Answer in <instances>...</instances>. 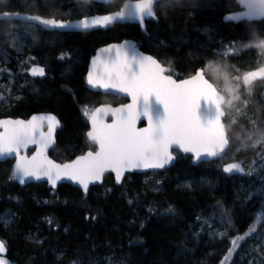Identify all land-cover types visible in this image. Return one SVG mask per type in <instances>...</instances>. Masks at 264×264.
I'll list each match as a JSON object with an SVG mask.
<instances>
[{
    "label": "trees",
    "instance_id": "16d2710c",
    "mask_svg": "<svg viewBox=\"0 0 264 264\" xmlns=\"http://www.w3.org/2000/svg\"><path fill=\"white\" fill-rule=\"evenodd\" d=\"M121 1L114 0L115 6ZM14 2L11 0L6 5L8 10L16 6ZM179 2H194L198 6L163 11L150 38L146 39L149 43L147 47L159 59L168 61V67L173 72L179 73L176 78L187 77L194 74L196 69L206 67L207 76L218 82L207 67L214 61H218L220 74L228 78L259 66V50L255 44L258 38L264 37L259 32H253L250 23L226 24L221 21L224 14L237 8L234 0ZM47 11L42 9L40 15L47 16ZM252 23L259 25V22ZM135 31H138L135 26L125 24L115 25L105 33L71 34L65 46H70V50L80 48L83 54H87L95 45L131 38ZM161 40L165 46L159 45ZM241 43H251L253 46L239 51L229 47L230 44L238 46ZM59 49L60 45L50 47L45 52L46 58L55 66H59L54 56ZM225 52L226 57L218 58L216 55ZM169 61L172 63L169 64ZM234 68H238L239 73ZM52 70L57 68L53 67ZM80 72L81 68H75L69 77L41 82L38 91L15 102L11 111L12 115L18 116L39 110L55 113L61 123L57 148L58 152L64 150L65 154H73L86 143L84 131L88 117L79 115L78 103L86 99L99 100V95L82 88ZM237 83L240 84V99L235 102V108L240 109L242 114L236 117V125L226 121L231 137L229 152H234L241 145H249L246 149L240 147L232 160L242 162L246 170L245 161L260 152L258 148H251V141L247 139L248 133L253 131L248 121L249 118H257L264 125V103L258 89L260 83H254L251 96L241 81ZM245 99L252 101L247 107L243 103ZM3 112L2 109L0 117ZM176 154L175 164L156 174L163 176L162 182L146 184L143 180L145 176L132 174L125 177L121 186L116 187L112 176L106 175L103 184L91 187L87 194L66 184L58 186L56 190L47 189L45 184H32L23 191L15 192L16 185L8 181L5 171L0 169V237L4 238L8 246L12 264H72L74 260H79L80 264H191L188 254L180 249L184 247L182 241L192 235L193 223L202 207V200L197 193L178 188V183L202 176L214 177L216 180L219 177L215 192L228 202L238 178L221 175V164L218 161L193 166L189 156ZM151 186L154 189L150 190ZM129 201L132 203L129 204ZM169 205L174 208L172 213L166 212ZM257 215L260 216L259 223L256 222ZM5 219L9 221L6 233L1 230ZM234 222L235 228L223 239L227 247L216 261L213 260L214 264H221L229 248L233 247V239L244 237L238 240V246L229 257L228 264L235 260L236 252L248 237L245 234L249 232L250 226L255 224L256 231L264 230V203L259 204L248 218L235 215ZM33 234L40 243L27 239V236Z\"/></svg>",
    "mask_w": 264,
    "mask_h": 264
},
{
    "label": "snow or ice",
    "instance_id": "6c2138e0",
    "mask_svg": "<svg viewBox=\"0 0 264 264\" xmlns=\"http://www.w3.org/2000/svg\"><path fill=\"white\" fill-rule=\"evenodd\" d=\"M243 11L226 17L229 21H248L253 32H259L264 37V0H238ZM89 4V0H84ZM93 6L97 4L108 6L111 0H91ZM47 6V4L45 5ZM196 3L182 4L179 0H135L125 3L119 10L104 15H90L91 8H84L85 18L75 22H66L56 19L43 18L38 15L20 17L25 22L36 21L40 25L53 29H81L106 28L110 25L124 22H139L142 30L146 31V21L159 23L161 11H177L178 8H194ZM4 13V16H8ZM252 22H259L255 25ZM35 40L36 37L34 36ZM160 46H165L163 40ZM11 46L17 52L23 45L17 46L13 40ZM251 43H241L238 46L230 44L233 51L251 49ZM255 47L259 50L257 66L254 70L244 71L233 77L234 80H243V85L251 96V89L256 81L264 82V38H258ZM0 55L7 57V53L0 51ZM218 58L226 57L227 53H217ZM34 60L35 57H30ZM60 59H65L62 53ZM25 64L28 61H24ZM172 62L169 61V64ZM218 71V61L210 63ZM4 69L0 68V71ZM33 76H45V69L33 66L27 69ZM234 71L239 73L238 68ZM179 73L166 68L157 58L152 55H144L137 51L136 45L128 41L123 44H112L100 49L92 58V67L87 75V83L94 89H103L105 93L111 90L113 93H123L130 97L131 103L120 107L103 105L94 109H85L84 114L88 117L91 125L86 133L87 139L95 145L67 163H56L47 155L49 148L55 146L54 133L60 126L55 115L33 116L30 120L0 119V163H7L9 158L14 159L10 169L9 180H18L24 184L29 179H47V182L56 188L60 180H68L78 184L85 193L89 191V185L102 182L105 173H114L116 182L119 184L126 172L139 169L159 170L165 169L177 156L173 149H178L184 154H191L193 163L200 161H214L226 157L234 158L240 147L247 148L244 144L237 147L234 152H229L231 137L229 136V124L238 123L237 116L241 115L240 109L236 115H232L228 109L234 100L240 99V84L237 83L226 90H221L206 78V67L197 69L194 74L183 79L176 78ZM27 83V82H26ZM227 83V81H225ZM21 87H24L21 85ZM264 95V94H262ZM9 98L0 95V104ZM247 107L251 100L243 101ZM111 115V123L105 122V117ZM145 120L146 127L138 128L137 122ZM47 122V131L38 130V123ZM249 124L253 131L249 132L247 139L250 140L251 148L257 149L264 144V125L257 118H249ZM259 134V138L257 137ZM29 145H35L36 151L31 155H22ZM257 156L264 160V149L257 152ZM223 172L229 176L240 174L241 176H255L259 181V187L250 183L247 188L241 184L236 199H240V192H245L246 200H252L259 196L264 203V163L256 164L253 159L247 171L242 162L228 163L223 166ZM159 183V181H157ZM185 187H190L186 185ZM132 201H129L131 204ZM235 203V201H234ZM214 208H225L222 201H216ZM173 206L169 205L166 212L172 213ZM215 218L213 213L212 219ZM95 219V217H92ZM201 219L200 216L197 217ZM260 216H256L259 223ZM8 226L9 221H3ZM221 223L231 226L232 217L226 211L221 217ZM203 224L212 227L208 219ZM256 231L255 224L250 226L251 235ZM198 235V234H197ZM223 236L224 233H218ZM237 237L231 241L233 247L229 248L228 254L221 264H228L238 246ZM36 243H40L36 240ZM6 244L0 240V264H9L4 258ZM59 259V257L57 258ZM72 264H80L74 260ZM111 264V262H110ZM123 264V262H121ZM251 264V262H250ZM264 264V262H262Z\"/></svg>",
    "mask_w": 264,
    "mask_h": 264
},
{
    "label": "rangeland",
    "instance_id": "374dc122",
    "mask_svg": "<svg viewBox=\"0 0 264 264\" xmlns=\"http://www.w3.org/2000/svg\"><path fill=\"white\" fill-rule=\"evenodd\" d=\"M60 17L63 20L69 19L67 11H64ZM72 17L74 18L75 14H73ZM35 31L38 30L31 25L0 23V51L7 53L6 60L3 55H0V68L6 71H0V95L5 97L18 96L21 98L22 94H25V92L33 93L34 84L23 73L32 61L43 63L48 60L46 58L47 55L42 51V47L45 48L50 44L48 40H44V38H40L39 35L35 34ZM34 36L36 37L35 40L33 39ZM13 40L17 41V46L23 45L19 52L11 46ZM30 57H35V59L32 60ZM24 61H28V63L25 64ZM209 70L212 71L211 74L216 78V81H218L222 91L237 84V81L233 78L222 76L219 70L214 71L212 67H209ZM11 74L16 77L15 80L10 79L12 78ZM225 81H227V83H225ZM21 85L24 87H21ZM258 89L261 92L260 96L262 103H264V95H262L264 94V83L259 84ZM15 100L18 99L9 98L6 102L0 104V112L4 107L9 106ZM236 101L238 100H234L232 106L228 109L232 115H236ZM256 138H259V134H257ZM251 143L252 142H250V145ZM260 147L261 148H258V150L261 151L264 149V144ZM253 159L256 160L257 165L264 163V160H261L259 156H255L245 161V163H247L246 171L248 166L252 164ZM232 160L233 158L230 157L222 159V161ZM143 180L146 184L153 181L162 182L163 176H156L154 173H151L144 177ZM219 181V177L218 180H216L214 177L209 178L202 176L197 179L182 181L177 185L180 189L197 193L198 196H201L200 200H202L200 202L202 207L198 211L193 223L192 235H189L182 241L184 247L180 249L183 253L185 252L186 255L188 254L187 256L189 260H191V264H214L215 262L213 263V260L215 259L216 261L220 253L227 247L223 239L228 236V233L236 226L234 216L239 214L240 216H246L248 218L250 213L261 204V198L259 196L254 197L250 201L246 200L245 192H240V199H236L241 184H243L245 188H247L250 183L259 187L260 181L255 176H243L235 180L234 191L229 194L228 202L222 198L221 194H216L215 192L216 188H218ZM186 185H190V187H185ZM149 189L152 190L154 188L151 186ZM218 200L225 204L224 209L213 207ZM226 211L232 217L231 226L221 223V217L225 216ZM213 213L215 214L214 219H212ZM198 216L201 217L200 220L197 219ZM204 219L209 220L212 225L211 228L203 224ZM218 233H224V235L220 236ZM27 239L33 242L37 240V236L34 234L29 235ZM245 240L246 241L240 245L241 248L235 254L236 259L231 264H250V262L251 264H262V262H264V230L251 233Z\"/></svg>",
    "mask_w": 264,
    "mask_h": 264
},
{
    "label": "flooded vegetation",
    "instance_id": "af4514ba",
    "mask_svg": "<svg viewBox=\"0 0 264 264\" xmlns=\"http://www.w3.org/2000/svg\"><path fill=\"white\" fill-rule=\"evenodd\" d=\"M11 0H0V13L3 12H9V13H25V14H29V15H38L44 18H53L56 20H62L61 19V15L64 11H67L68 15H69V19L68 20H74V19H80L82 17H85L84 15V8H91V12L90 15H94V14H109L112 11H116L119 10V7H121L123 5V3L125 1L128 0H122L121 2L118 3V5L115 6L114 0H111V4L108 6L105 5H101V4H97L95 6H93L91 4V0H89V4L85 5L84 4V0H15V4L16 6L11 9L8 10V8L6 7V5L8 3H10ZM65 1V3H64ZM130 1H135V0H130ZM47 4V6H45ZM42 9H46L48 10L47 13L48 15H40L41 10ZM105 9V10H104ZM239 9H235L234 11H238ZM56 14H60L59 16H55ZM73 14H75V17L73 18ZM163 11L160 12V17L162 16ZM222 19V18H221ZM0 23H16V24H23V25H31L34 26L38 31H35L37 35H39L40 38H44V40H48L50 42V44H48L45 48L42 47V51L45 53L46 51L48 52V50L50 49V47H56L58 45H60V48L57 52H55L54 56H55V62L56 64H58L59 66H55L53 64L52 61L47 60L46 62H31V64L28 66L27 69H30L31 67H33L34 65H39L42 66L45 69V76L42 78H33L31 76H29L27 69L24 71V75H26L34 84V91H38L39 89V84L41 82L44 81H54V80H59L63 77H69L70 74L74 73L75 68H81V72H80V81H81V86L84 90H86L89 93H93V94H97L99 95L97 98H99L98 101H90V100H85L82 103H78L77 105V110L79 115H85L84 114V110L85 109H94L98 106L101 105H110L112 107H116L122 104L126 103V100L123 98H119L117 96H113L111 94H104L102 92H97V91H91L88 88L87 85V73H88V67H89V62L90 59L92 58V56L94 55V52L96 49H98L99 47L105 46V45H109V44H113V43H118L120 41H115V40H111L105 43H102L100 45H95L92 47L91 51L87 54H83L80 51V48L78 50V48H74L72 50H70V46H68L69 48H67L65 46V42L70 40V35L71 34H90V33H105L106 30L111 29L112 27H114L115 25H113L111 28H108L106 30H97V31H92V32H87V33H60V32H50V31H44L43 29L39 28L36 25L33 24H25V23H20V22H16V21H0ZM155 22L152 21H146V31L142 32L139 28V26L137 24H127V25H133L137 28L138 31H135L134 34V38H127L125 40H134L139 47V50L145 54H149L154 56L155 58H157L165 67H168V61H164L162 59H159L156 54L147 46H149V43L146 42V39H149L151 36V32L155 29ZM119 25V24H116ZM125 25V24H122ZM150 30V31H147ZM124 40V39H123ZM148 44V45H147ZM67 48V49H66ZM64 53L65 54V59H60L61 54ZM56 67L57 70L53 71L52 68ZM63 74V75H61ZM9 76V75H8ZM12 78L15 80L16 77L11 74ZM25 95H33L32 93H26L22 94V97L18 100H15L12 104H10L7 107H4L3 110V118H12V119H17L20 118L22 120H29L31 116L35 115V114H52L55 115L57 117V115L49 110H39V111H32V112H28V113H24L21 115H12L11 111H12V107L14 105L15 102L20 101L21 99L24 98ZM73 99H75V96H73ZM89 99V98H88ZM1 118V117H0ZM59 120V119H58ZM88 123V122H87ZM61 124V123H60ZM61 129V125L59 127V129L56 131L55 133V146L52 148H49L47 151V155L50 159H52L53 161L57 162V163H65L68 162L70 160H73L74 158H76V156L83 154L84 152L93 149L94 150V146H92L87 138H86V132L88 131V125L86 130L84 131V139H85V144L82 145V147H79V149L74 152L73 154H65L64 150H61V152H58V148H57V135L59 133ZM42 131H47V127H43ZM36 151V146H32V147H28V149L24 152H22V155H27V156H31L34 152ZM59 153L61 155H59ZM174 155L175 152H174ZM14 164V159L9 158L7 163H0V169H2L3 171H5V177L8 181L9 180V175H10V169L12 168V165ZM13 182L15 186V192H20L23 191L25 189V187L32 185V184H28V185H24V186H20L18 184V182L16 180H11ZM42 183L39 184H33V185H40ZM67 185V184H66ZM58 188V187H57ZM14 192V191H13ZM9 229V224L8 226H1V230L6 233L5 231H7ZM3 237H0V240H3ZM6 249H7V258L9 259L10 263L12 264V261L9 257L8 254V246L6 245Z\"/></svg>",
    "mask_w": 264,
    "mask_h": 264
},
{
    "label": "water",
    "instance_id": "95a60500",
    "mask_svg": "<svg viewBox=\"0 0 264 264\" xmlns=\"http://www.w3.org/2000/svg\"><path fill=\"white\" fill-rule=\"evenodd\" d=\"M132 2H135V1H130V0H128V1H125V2L123 3V5H124L125 3H132ZM235 3L237 4L238 8L240 9L239 11H243V9H241V7H240V5H239L238 0H235ZM123 5H122V6H123ZM122 6H121V7H122ZM239 11H237V12H239ZM237 12H230V13H227L226 15L223 16V18H222V22H224V23L232 22V23H234V24H238V23L242 22V21H229V20L226 19L227 16H229V15H234V14H236ZM4 13H8L9 15H8V16H4ZM94 15H98V14H94ZM101 15H104V14H101ZM22 16H29V14H25V13H9V12H3V13H0V21H16V22L25 23V24H33V25H36V26H38L39 28L43 29L44 31L60 32V33H69V32H70V33H87V32H92V31H97V30H106V29H108V28H111L113 25H116V24H113V25H110V26H108V27H106V28H93V29H89V30H81V29H71V30L64 29V30H61V29H53V28H50V27H45V26H43V25H40V24H39L38 22H36V21L25 22L24 20H22V19L20 18V17H22ZM90 16H91V15H89V18H90ZM43 18H44V17H43ZM83 18H85V17H82V18H80V19H83ZM48 19H53V18H48ZM76 20H77V19H74V20H63V21H66V22H75ZM245 21H246V20H245ZM246 22H248V21H246ZM117 24H119V25H122V24H137V25L139 26V22H124V23H117ZM139 28H140V30H141L142 32H145V30H142L140 26H139ZM125 41H128V42H130V43H132V44H135V45H136V48H137V51L141 52V51L139 50V48H138V44H137L134 40H123V41H121V42L113 43V44H123ZM109 45H112V44H109ZM109 45H105V46H102V47H99L98 49H96L95 52H94V55L92 56V58H93L94 56H96L97 52H98L100 49H102V48H106V47L109 46ZM141 53L144 54L143 52H141ZM144 55H149V54H144ZM92 58L90 59V62H89L88 72H89L90 68L92 67ZM34 66H39V65H34ZM40 67H42V66H40ZM166 68H168V67H166ZM254 69H255V68H254ZM254 69H253V70H254ZM28 74H29V73H28ZM87 75H88V73H87ZM29 76H31V75L29 74ZM31 77H33V76H31ZM43 77H44V76H43ZM33 78H42V77H40V76H36V77H33ZM242 81H243V80H242ZM258 81H259V80H258ZM87 85H88V83H87ZM88 88H89V90H91V91L102 92V93H104V94H111V95H113V96H117V97L123 98V99H125V100L127 101L125 104L131 103V99H130V97H128L127 95H125V94H123V93H113L111 90H109L108 93H105L103 89H94V88H92V87L89 86V85H88ZM101 106H103V105H101ZM101 106H98V107H101ZM120 106H121V105L116 106V107H120ZM111 107H112V106H111ZM96 108H97V107H96ZM45 115H52V114H35V115H33V116L40 117V116H45ZM33 116H31L30 119H31ZM1 119H11V118H1ZM17 119H20V118H17ZM30 119H29V120H30ZM108 119H110V120L108 121ZM13 120H16V119H13ZM20 120H22V119H20ZM111 121H112V117H111V115L109 114V115H107V116L105 117V122H106V123H111ZM141 124H142V125H141ZM146 126H147V122H146L145 120H140V121L137 122V127H138V128H142V127H146ZM43 127H47V122H46V121H44V122H42V123H38V130H41V131H42V128H43ZM59 127H60V126H59ZM59 127L56 129V131L59 129ZM90 128H91V125H90V123H89V121H88V131L90 130ZM56 131H55V133H56ZM88 131H87V132H88ZM87 132H86V133H87ZM55 133H54V136H55ZM86 138H87V136H86ZM87 140H88V139H87ZM88 142H89V141H88ZM89 143L91 144V142H89ZM91 145H93V144H91ZM32 146H35V145H29V147H32ZM93 146L95 147V145H93ZM173 150L179 152L178 149H173ZM173 150H172V151H173ZM179 153L182 154L183 156L189 155V156L191 157V154H190V153H188V154H184V153H181V152H179ZM74 159H75V158H74ZM217 160H221V159H217ZM217 160H214V161H217ZM68 162H69V161H68ZM210 162H211V161H200V162H197V163H193V160H192V157H191V165H193V166H198V164H201V163L208 164V163H210ZM234 162H237V161H234ZM56 163H57V162H56ZM65 163H67V162H65ZM174 163H175V160H174L171 164L166 165L165 169L170 168L171 166L174 165ZM228 163H233V162H227V163H224L223 166L226 165V164H228ZM223 166H222V169H223ZM165 169H159V170H152V169L139 170V169H136V170H133V171H131V172H126V173H124V175H123L122 178H121V182H122L124 176L127 175V174H145V173H151V172L163 171V170H165ZM222 173H223L224 175H226L227 177H230V178H234V176H241L240 174H233V175L229 176L228 174H225V173L223 172V170H222ZM106 174H111V175H112V177H113V183H114L115 186H119V185L121 184V182H120L119 184L116 182V179H115V175H114V173L108 172V173H105L104 176H105ZM103 178H104V177H103ZM17 182H18V184H19L20 186H24V185H28V184H39V183H44V184H46V187H47L48 189H56L59 185L67 184V185H69V186H71V187H74V188L78 189L80 192L86 194V193L84 192V190L81 189L80 186H79L78 184H74V183H72L71 181H68V180H60V181H58V182H57V186H56V188H52V186L47 182V179H46V178H43V179H41V180H39V181L34 180V179H29V180H27L24 184H20L18 180H17ZM102 183H103V179H102V182H97V183H94V184H90V185H89V188L92 187V186H99V185H101ZM4 258H5V259L9 262V264H10V261H9V259L7 258V249H6V252L4 253Z\"/></svg>",
    "mask_w": 264,
    "mask_h": 264
}]
</instances>
